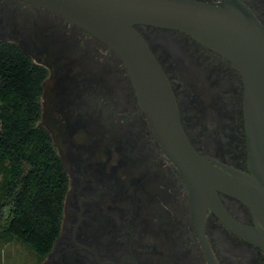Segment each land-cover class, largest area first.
Masks as SVG:
<instances>
[{"label": "flooded vegetation", "instance_id": "obj_1", "mask_svg": "<svg viewBox=\"0 0 264 264\" xmlns=\"http://www.w3.org/2000/svg\"><path fill=\"white\" fill-rule=\"evenodd\" d=\"M243 1L264 27V0ZM134 26L171 83L193 147L233 180L251 174L238 67L179 28ZM6 43L46 72L38 123L67 176L59 234L37 264H264V249L235 231V222L255 225L235 193L192 199L108 45L59 12L0 0Z\"/></svg>", "mask_w": 264, "mask_h": 264}, {"label": "water", "instance_id": "obj_2", "mask_svg": "<svg viewBox=\"0 0 264 264\" xmlns=\"http://www.w3.org/2000/svg\"><path fill=\"white\" fill-rule=\"evenodd\" d=\"M23 1L63 14L118 54L140 110L161 148L188 181L192 199L199 201L214 188L235 193L255 218L254 226L235 222V231L264 249V27L251 8L243 0ZM137 23L179 28L238 67L244 83L251 174L235 171L233 180L193 147L182 128L171 83L135 28Z\"/></svg>", "mask_w": 264, "mask_h": 264}, {"label": "trees", "instance_id": "obj_3", "mask_svg": "<svg viewBox=\"0 0 264 264\" xmlns=\"http://www.w3.org/2000/svg\"><path fill=\"white\" fill-rule=\"evenodd\" d=\"M45 70L18 47H0V246L16 241L40 260L58 236L67 176L38 123Z\"/></svg>", "mask_w": 264, "mask_h": 264}, {"label": "rangeland", "instance_id": "obj_4", "mask_svg": "<svg viewBox=\"0 0 264 264\" xmlns=\"http://www.w3.org/2000/svg\"><path fill=\"white\" fill-rule=\"evenodd\" d=\"M0 264H37V257L25 245L11 241L0 246Z\"/></svg>", "mask_w": 264, "mask_h": 264}]
</instances>
